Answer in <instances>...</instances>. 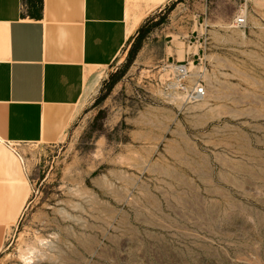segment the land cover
I'll use <instances>...</instances> for the list:
<instances>
[{
	"label": "rangeland",
	"instance_id": "1",
	"mask_svg": "<svg viewBox=\"0 0 264 264\" xmlns=\"http://www.w3.org/2000/svg\"><path fill=\"white\" fill-rule=\"evenodd\" d=\"M137 30L61 141L1 146L0 264H264V0H170ZM177 34L201 100L168 89Z\"/></svg>",
	"mask_w": 264,
	"mask_h": 264
},
{
	"label": "crops",
	"instance_id": "2",
	"mask_svg": "<svg viewBox=\"0 0 264 264\" xmlns=\"http://www.w3.org/2000/svg\"><path fill=\"white\" fill-rule=\"evenodd\" d=\"M169 2L0 0V162L8 144L61 141L80 117L83 95L101 79L97 72ZM199 29L197 18L189 32L198 36ZM176 37L181 41H167L161 49L165 68L192 64L199 53L182 34Z\"/></svg>",
	"mask_w": 264,
	"mask_h": 264
},
{
	"label": "built area",
	"instance_id": "3",
	"mask_svg": "<svg viewBox=\"0 0 264 264\" xmlns=\"http://www.w3.org/2000/svg\"><path fill=\"white\" fill-rule=\"evenodd\" d=\"M234 22L237 25H241L244 23V19L238 17ZM189 64L191 65V63L184 62L170 65L172 81L169 80L168 89H173L178 93H182L189 101H198L203 99L204 95H206V91H204V87L194 79L196 76L188 69ZM192 79L194 80L192 81ZM188 82H190V84H188ZM8 146L13 147L14 145L8 144Z\"/></svg>",
	"mask_w": 264,
	"mask_h": 264
},
{
	"label": "trees",
	"instance_id": "4",
	"mask_svg": "<svg viewBox=\"0 0 264 264\" xmlns=\"http://www.w3.org/2000/svg\"><path fill=\"white\" fill-rule=\"evenodd\" d=\"M137 31H140V30H137Z\"/></svg>",
	"mask_w": 264,
	"mask_h": 264
}]
</instances>
